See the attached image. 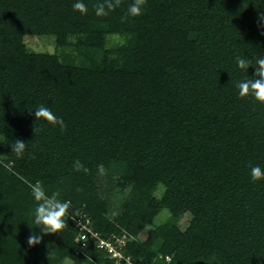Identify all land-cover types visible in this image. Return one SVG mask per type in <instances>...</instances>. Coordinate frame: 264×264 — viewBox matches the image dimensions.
<instances>
[{"label":"trees","instance_id":"obj_1","mask_svg":"<svg viewBox=\"0 0 264 264\" xmlns=\"http://www.w3.org/2000/svg\"><path fill=\"white\" fill-rule=\"evenodd\" d=\"M75 2L0 0V264H264V179L250 176L264 169V104L239 96L255 66L235 59L264 58V0H146L126 22L133 0L107 16ZM40 105L66 130L36 121ZM37 182L71 201L60 233L34 223ZM79 215L119 263L83 245Z\"/></svg>","mask_w":264,"mask_h":264},{"label":"clouds","instance_id":"obj_2","mask_svg":"<svg viewBox=\"0 0 264 264\" xmlns=\"http://www.w3.org/2000/svg\"><path fill=\"white\" fill-rule=\"evenodd\" d=\"M122 0H98L94 5L95 14L97 16H107L109 12L115 11L120 7ZM146 4V0H133L128 6L127 12L121 17V22H126L128 17H136L142 14L143 6ZM73 9L79 11L82 14H87L88 8L83 0H76L73 4ZM259 21L261 26L264 27V13L259 14ZM236 63L240 69H248L250 66H255V73L251 79L240 81L236 84L239 89V96L241 98L252 95L255 100L264 104V58H258L254 62L252 59L242 58L236 56ZM35 120H43L47 123L58 126L61 132L65 131L67 125L62 117H58L49 107L40 105L34 109ZM39 129L34 127L35 135ZM12 152L18 157L22 156L26 143L16 138L11 144ZM73 167L76 171H83L86 174L89 169L79 160L73 162ZM98 168L103 172V165H98ZM250 176L253 182L264 179V169L260 166L250 165ZM31 194L37 202V206L34 209V223L41 229L43 234L60 233L65 227V217L69 215V209L71 207L70 200L59 199L60 193L58 191L53 192L51 195L46 194L44 189L40 186L39 182L30 185ZM82 189H77L81 191ZM43 240V235L33 232L27 238V244L29 247L40 244Z\"/></svg>","mask_w":264,"mask_h":264},{"label":"built area","instance_id":"obj_3","mask_svg":"<svg viewBox=\"0 0 264 264\" xmlns=\"http://www.w3.org/2000/svg\"><path fill=\"white\" fill-rule=\"evenodd\" d=\"M84 215H79L75 217V225L79 228V238L83 240V245L87 244L88 238L97 239L98 244L100 246H104L108 249L111 258L119 263L120 258L124 257L122 252L113 244V242L109 239H105L98 234V232L94 231L89 225V219L84 218ZM125 236L120 239V242L123 243ZM130 263V261H128Z\"/></svg>","mask_w":264,"mask_h":264},{"label":"rangeland","instance_id":"obj_4","mask_svg":"<svg viewBox=\"0 0 264 264\" xmlns=\"http://www.w3.org/2000/svg\"><path fill=\"white\" fill-rule=\"evenodd\" d=\"M116 41H122L121 37L112 35L109 38V44H112ZM25 42L28 46L29 49L34 50V51H49L53 52L54 51V44L53 42L49 39L44 37H38V36H32V35H27ZM161 216L158 218H155V222L159 221ZM189 219V214L187 213L184 215V217L181 219L180 224L182 227L186 226L187 222ZM71 264V263H68Z\"/></svg>","mask_w":264,"mask_h":264}]
</instances>
